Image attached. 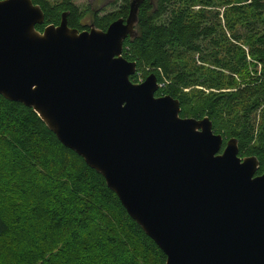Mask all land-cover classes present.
<instances>
[{
    "label": "water",
    "instance_id": "obj_1",
    "mask_svg": "<svg viewBox=\"0 0 264 264\" xmlns=\"http://www.w3.org/2000/svg\"><path fill=\"white\" fill-rule=\"evenodd\" d=\"M144 0L106 31H79L65 12L42 32L33 0H0V96L31 108L59 142L105 179L166 264H264V173L256 157L224 147L208 117H181L157 96L152 73L124 43L138 36Z\"/></svg>",
    "mask_w": 264,
    "mask_h": 264
},
{
    "label": "trees",
    "instance_id": "obj_2",
    "mask_svg": "<svg viewBox=\"0 0 264 264\" xmlns=\"http://www.w3.org/2000/svg\"><path fill=\"white\" fill-rule=\"evenodd\" d=\"M33 2L45 15L41 32L59 25L65 12L70 28L88 29L74 0ZM130 2L94 13L96 28L106 31L127 18ZM137 31L124 43V57L138 68L131 80L154 73L162 85L158 97L179 100L182 118L208 117L224 147L237 139L239 156L256 157L263 174L264 0H144ZM248 56L260 74L249 73ZM245 75L252 80L240 86ZM166 260L103 176L63 146L33 109L0 96V264Z\"/></svg>",
    "mask_w": 264,
    "mask_h": 264
},
{
    "label": "rangeland",
    "instance_id": "obj_3",
    "mask_svg": "<svg viewBox=\"0 0 264 264\" xmlns=\"http://www.w3.org/2000/svg\"><path fill=\"white\" fill-rule=\"evenodd\" d=\"M52 3H56L57 1H61V0H49ZM74 4L75 6L78 7L79 11L81 13H85V17L83 18V22L86 26L90 27L93 25V11L94 10H98V13L100 14V16H104L106 14H110L113 12H116L119 8V6L121 5V0H74ZM225 8H220V11L223 13L225 10ZM246 52L248 53V47H244ZM247 62L249 63L250 66V71L249 73L251 74V72L253 73V76H255L254 70L256 69L258 74L261 73V66L260 64L257 63V61H255L253 58L249 57L247 58ZM252 65H255L256 67H252ZM247 76L249 75H245L244 77H246L245 79L240 78L238 83L241 85L244 84L243 80H252V78H247ZM243 77V78H244ZM140 83V82H139ZM162 87V85H161ZM160 87V88H161Z\"/></svg>",
    "mask_w": 264,
    "mask_h": 264
},
{
    "label": "flooded vegetation",
    "instance_id": "obj_4",
    "mask_svg": "<svg viewBox=\"0 0 264 264\" xmlns=\"http://www.w3.org/2000/svg\"><path fill=\"white\" fill-rule=\"evenodd\" d=\"M93 13H98V10H94L93 11ZM99 14V13H98ZM68 15H69V13H68ZM100 15V14H99ZM94 24V23H93ZM53 25V24H52ZM55 26H58V25H55ZM96 27V26H95ZM85 30H89V27H88V29H85Z\"/></svg>",
    "mask_w": 264,
    "mask_h": 264
},
{
    "label": "built area",
    "instance_id": "obj_5",
    "mask_svg": "<svg viewBox=\"0 0 264 264\" xmlns=\"http://www.w3.org/2000/svg\"><path fill=\"white\" fill-rule=\"evenodd\" d=\"M141 82H143V80H142V79L140 80V83H141Z\"/></svg>",
    "mask_w": 264,
    "mask_h": 264
}]
</instances>
